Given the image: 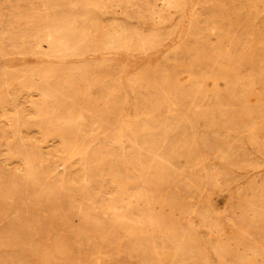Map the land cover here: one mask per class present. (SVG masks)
Returning a JSON list of instances; mask_svg holds the SVG:
<instances>
[{"label":"rangeland","instance_id":"rangeland-1","mask_svg":"<svg viewBox=\"0 0 264 264\" xmlns=\"http://www.w3.org/2000/svg\"><path fill=\"white\" fill-rule=\"evenodd\" d=\"M0 264H264V0H0Z\"/></svg>","mask_w":264,"mask_h":264},{"label":"bare ground","instance_id":"bare-ground-1","mask_svg":"<svg viewBox=\"0 0 264 264\" xmlns=\"http://www.w3.org/2000/svg\"><path fill=\"white\" fill-rule=\"evenodd\" d=\"M75 142V141H74ZM84 142V141H83ZM156 249V248H155Z\"/></svg>","mask_w":264,"mask_h":264}]
</instances>
